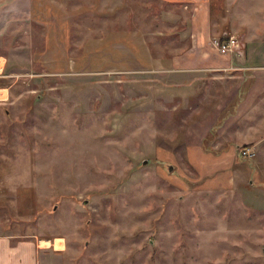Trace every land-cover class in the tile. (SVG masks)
Returning a JSON list of instances; mask_svg holds the SVG:
<instances>
[{
	"label": "rangeland",
	"instance_id": "rangeland-1",
	"mask_svg": "<svg viewBox=\"0 0 264 264\" xmlns=\"http://www.w3.org/2000/svg\"><path fill=\"white\" fill-rule=\"evenodd\" d=\"M116 5L0 0V231L51 240L50 264H264L254 161L240 149L236 187L219 188L209 170L202 178L186 133L218 100L194 74L156 67L189 47L183 24L194 10ZM208 9L219 32L211 45L225 31L239 43L221 55L264 60V0H208ZM169 11L181 19L162 25Z\"/></svg>",
	"mask_w": 264,
	"mask_h": 264
},
{
	"label": "crops",
	"instance_id": "crops-1",
	"mask_svg": "<svg viewBox=\"0 0 264 264\" xmlns=\"http://www.w3.org/2000/svg\"><path fill=\"white\" fill-rule=\"evenodd\" d=\"M126 1L115 0L120 6L116 5L114 10L122 9ZM161 2L181 4L187 9L194 10L187 23L183 24L187 28L185 34H190L193 39L189 37L190 45L185 51L175 49L173 59L167 57L159 59L157 70L178 72L183 78L186 74H194V82L202 85L203 90L208 83L211 84L210 97L214 98L210 99L218 100L210 113L195 121L187 130L186 148L189 161L194 164L202 178L207 177L209 170L213 176L212 183L219 188L236 187L239 183L237 184L235 176V166L244 159L240 155V149L247 145L246 147L251 148L254 153L252 158H245L255 163L253 169L257 178L252 181L257 183L258 178H261L259 181L264 182V60L251 58L250 55L236 60L232 55H221L219 50L211 45V37L217 36L219 32L212 25L208 0H161ZM36 6L38 5L35 3V8ZM53 11L55 13L56 9L51 5L48 15H53ZM161 15L162 17L158 16V19H162V25L164 23L168 25V21L172 20L176 23L181 19L180 15L172 17L170 11ZM156 17L157 15H154V18ZM179 27L166 31L172 32ZM139 33L135 34L138 40ZM227 33L223 32L220 39L228 36ZM174 34L185 36L180 32ZM120 40L122 41V38ZM125 41H130L131 45L141 50L140 52L151 51L148 41L140 40L138 43ZM259 48L263 50V47ZM144 58L147 59L145 56ZM147 60L146 62L149 61ZM184 89L189 90V87L185 86ZM2 96L0 99L8 98L7 94ZM204 97L205 100L208 96L205 94ZM212 131H215L214 134H211ZM228 171L227 176L223 177L222 175ZM236 172L243 173L239 168ZM56 241L57 239L54 244ZM49 244L52 246L51 240L42 245L39 238L32 235L24 237L0 231V264H50V257L54 254L47 248Z\"/></svg>",
	"mask_w": 264,
	"mask_h": 264
},
{
	"label": "built area",
	"instance_id": "built-area-1",
	"mask_svg": "<svg viewBox=\"0 0 264 264\" xmlns=\"http://www.w3.org/2000/svg\"><path fill=\"white\" fill-rule=\"evenodd\" d=\"M215 44L219 52L224 53V54L233 52V50L235 49L234 47L239 46V43L237 44L234 37L224 39V40L217 39L215 40ZM0 72H2V70H0ZM241 155L244 158H252L254 156V153L252 152L251 148L243 147L241 149Z\"/></svg>",
	"mask_w": 264,
	"mask_h": 264
},
{
	"label": "trees",
	"instance_id": "trees-1",
	"mask_svg": "<svg viewBox=\"0 0 264 264\" xmlns=\"http://www.w3.org/2000/svg\"><path fill=\"white\" fill-rule=\"evenodd\" d=\"M227 37L226 36H223L222 38H221V40H224V39H226ZM215 132V131H214ZM214 132L212 131V133L211 134H214ZM247 146V145H246ZM246 146H244V147H246Z\"/></svg>",
	"mask_w": 264,
	"mask_h": 264
},
{
	"label": "water",
	"instance_id": "water-1",
	"mask_svg": "<svg viewBox=\"0 0 264 264\" xmlns=\"http://www.w3.org/2000/svg\"><path fill=\"white\" fill-rule=\"evenodd\" d=\"M168 169H169L170 171H172V170H173V166L170 165V166L168 167Z\"/></svg>",
	"mask_w": 264,
	"mask_h": 264
}]
</instances>
